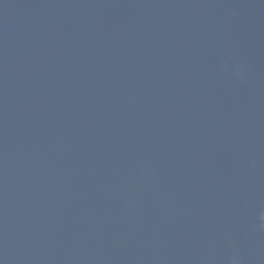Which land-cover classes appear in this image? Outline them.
Listing matches in <instances>:
<instances>
[{"label": "water", "instance_id": "water-1", "mask_svg": "<svg viewBox=\"0 0 264 264\" xmlns=\"http://www.w3.org/2000/svg\"><path fill=\"white\" fill-rule=\"evenodd\" d=\"M0 264H264V0H0Z\"/></svg>", "mask_w": 264, "mask_h": 264}]
</instances>
